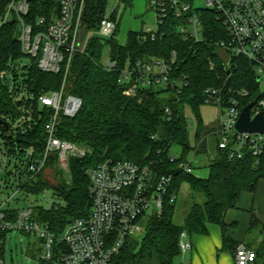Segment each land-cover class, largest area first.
<instances>
[{"label": "built area", "instance_id": "1", "mask_svg": "<svg viewBox=\"0 0 264 264\" xmlns=\"http://www.w3.org/2000/svg\"><path fill=\"white\" fill-rule=\"evenodd\" d=\"M204 7L214 9L223 34L212 38L224 68L231 65L232 57H242L253 65L256 79L264 72V0H205ZM118 3V2H117ZM33 0H0V29L11 21L17 25V40L21 56L8 62L1 78L19 112L13 117L1 118L8 124L6 134L0 124V245L8 231L33 235L39 241L40 260L51 261L56 252V236L47 223L34 217L35 200L25 188L54 158L62 163L71 157H83L84 148L58 135L61 117H74L81 108L80 97L66 92V76L76 54L86 53L92 37L102 40L113 35L115 22L110 10L96 28H87L83 20L86 0H54L52 4L38 1L41 14L32 17ZM155 16V27L146 28L143 38H156L163 21L173 16L180 20L177 28L184 39L205 41L202 19L197 7L189 0H148ZM107 9V8H106ZM159 31V32H158ZM162 33V32H161ZM98 61L106 71L118 70V62L109 53ZM179 54L173 50L167 57L150 60L126 61L120 70L121 83L128 85L123 94L135 93V83L157 85L180 93L187 86L185 74L173 76ZM34 65L42 72L60 73L58 88L35 93L27 88L26 74ZM175 66V67H174ZM210 66L213 62L210 61ZM229 74V71H228ZM221 84L202 90L204 103L220 108L215 134L220 145L228 147L229 158H241L248 150L258 157L264 147V133L239 132L235 128L239 114V97L247 95L242 88L232 91ZM226 91V92H225ZM234 92L237 96H230ZM36 102L37 107L33 106ZM165 112L170 113L166 107ZM264 114V99L253 102L250 117ZM190 125V121H188ZM40 125L43 136L30 143H19L17 138ZM2 127V128H1ZM38 147V148H36ZM194 154H196L194 152ZM172 154L171 160L175 159ZM184 172H192V162L181 163ZM91 209L87 215L71 220L59 234V254L63 264H109L127 236L139 230L136 220L146 213L161 212L163 202L171 193L172 176L154 175L149 165H139L126 159L106 158L86 171ZM179 260L191 247L189 236L182 231L178 240ZM257 254L245 242L235 247L232 264H254ZM0 264H3L0 256Z\"/></svg>", "mask_w": 264, "mask_h": 264}, {"label": "trees", "instance_id": "2", "mask_svg": "<svg viewBox=\"0 0 264 264\" xmlns=\"http://www.w3.org/2000/svg\"><path fill=\"white\" fill-rule=\"evenodd\" d=\"M38 1L33 0L32 17L41 14L37 8ZM41 1L48 4L54 2ZM119 1L128 3L130 0ZM189 1L194 3V0ZM107 3L108 0H86L83 20L87 28L98 26ZM196 11L202 19L206 36L205 41L196 43L183 38L177 28L180 20L173 16L163 21L156 38H143V30H129L125 41L120 43L115 38L119 21L116 12H113L110 16L116 25L113 35L104 40L92 37L86 53L76 54L70 66L65 90L80 97L82 105L74 117H61L58 135L87 147L88 151L85 157L69 159L72 180L69 184L62 181L56 188H51L56 199L49 207L34 205V217L47 223L57 238L71 220L87 215L92 202L88 192L89 177L84 169L95 167L106 158L149 165L156 176L171 175V193L176 195L173 201H170V195L166 197L159 214L150 212L136 220L139 230L126 237L109 264H138L153 256L158 259V264H174L180 253L178 240L182 231L191 238L194 234H206L207 224L214 223L225 233L224 217L227 210L236 206L242 191L253 192L258 181L264 178V147L258 157L245 150L241 158H229L228 147L221 146L218 137L213 151L207 156L209 173L206 177L195 176L180 168L181 163L189 162L186 157L190 151L207 152L206 138L212 129L203 125L199 113V105L204 104L202 90L205 87L221 84L229 76L225 90L244 88L248 92L243 97H238L234 92L229 94L237 96L241 107L250 101L256 103L264 99L251 62L237 56L231 58L228 68L222 66V60L211 41L223 34L215 10L197 7ZM16 29L15 21L0 29V72L10 60L21 54ZM106 45L109 46L110 56L117 60L119 69L125 66L126 61L167 57L175 50L179 54V61L174 66L173 76L185 74L187 86L180 93H175L169 88L154 84L144 86L136 82L133 95L123 94V90L134 83H121L119 69L110 72L99 66L98 61ZM210 61L213 62L212 67ZM26 76L27 88L35 93L58 88L62 79V74L42 72L34 65L29 68ZM33 106L37 107L36 102H33ZM186 106L191 107L197 120L193 145L190 143ZM166 107L170 108V113L165 112ZM18 112L17 100L10 95L0 77V118L13 117ZM42 132L38 125L19 136L17 142L30 143L42 138ZM174 146H178L180 152L171 160ZM54 160L51 158L48 163ZM41 174L25 188L33 195L50 188L45 181L40 180ZM184 183L188 184L193 198L196 194L204 198L202 201L193 200L183 220L177 223L174 221V213ZM255 224L257 220L252 217L250 228ZM229 242L224 234L223 247L226 248ZM4 244L0 245V256ZM246 244L254 248L257 254L254 264H264V236L254 246L249 241Z\"/></svg>", "mask_w": 264, "mask_h": 264}, {"label": "rangeland", "instance_id": "3", "mask_svg": "<svg viewBox=\"0 0 264 264\" xmlns=\"http://www.w3.org/2000/svg\"><path fill=\"white\" fill-rule=\"evenodd\" d=\"M205 4H206L205 0H194V6L196 7H204ZM106 8L107 9L105 10L104 15L108 13V11L113 9L115 10L114 13L116 12V19L119 21V25L115 34V38L120 43H123L125 41L127 31L129 30L140 31V30H145L148 27L150 28L155 27L154 12L149 7L148 0H130L128 3L119 0H108ZM106 55H107V51L106 48L104 47L101 57L102 56L106 57ZM20 56H18L17 58H19ZM0 77H1V72H0ZM259 90L262 93H264V72H262L260 75ZM219 111L220 108L217 105L209 104V103L200 104L199 113L203 125L208 126V128H210L213 123H217L220 118ZM185 114L188 116L190 121L189 135H190V143L191 145H193L195 141V133L197 129V120L191 107L188 106L185 107ZM210 139L214 140L213 137H211ZM77 145L84 148L85 154L83 155V157H85L88 148L81 146L79 144ZM179 152L180 149L178 146H174L172 148V154H174L175 156H178ZM208 154L210 153L198 152L194 154L193 151H190L187 154L186 159L189 162H192V173L195 176L206 177L208 175L209 173V169L207 167ZM71 158L79 159L81 157H71ZM69 159L63 161L62 163H58L57 160H54L53 162H49V163L47 162L48 164L46 163L47 166L45 167V169H43L40 180L45 181L46 185L50 188L45 189L42 193L32 195L30 197L31 200H35L36 202L35 205H42L43 207H49L51 202L56 199V197H54L51 188H56L62 181H65L68 184L70 183V181L72 180V171L70 169ZM86 171L87 168L84 169L85 174ZM192 195L193 194L191 193L188 184L186 183L182 184L180 192L178 194L175 213H174L175 222L180 223L183 220L193 200L202 201L204 198L202 195H197V194L193 198ZM146 215L147 213L143 215V218ZM257 230L258 229L255 228L248 234L249 235L248 241H250V243H252L253 246L256 243L254 242V240L256 241L259 240V234ZM59 242H60L59 237H57L56 245H55L56 247L55 257L51 261H48L49 263L47 264H63L60 261V257H59L60 256ZM1 257L3 260V264H42L41 263L42 261L40 260L39 241L33 235H27L23 232H20L19 230H11L6 233L5 244L3 246ZM178 258L177 260H179Z\"/></svg>", "mask_w": 264, "mask_h": 264}, {"label": "crops", "instance_id": "4", "mask_svg": "<svg viewBox=\"0 0 264 264\" xmlns=\"http://www.w3.org/2000/svg\"><path fill=\"white\" fill-rule=\"evenodd\" d=\"M216 126L217 123L211 125L210 135L212 136L208 135L206 138V141L208 139L207 153L210 154L216 142L217 136L214 133ZM211 137L214 140L210 139ZM252 217L256 218L257 224L250 228ZM224 222L226 224L225 233L218 224L208 223L206 234H194L191 238L189 237L191 247L183 256V264H232L236 245L239 242L247 243L248 234L252 230L258 229L259 240L257 241L263 238L264 178L258 181L253 192L244 190L240 193L236 206L227 210ZM224 234L230 240L226 248L223 247ZM138 264H158V259L153 256L151 259L141 260Z\"/></svg>", "mask_w": 264, "mask_h": 264}, {"label": "water", "instance_id": "5", "mask_svg": "<svg viewBox=\"0 0 264 264\" xmlns=\"http://www.w3.org/2000/svg\"><path fill=\"white\" fill-rule=\"evenodd\" d=\"M258 79V77H257ZM253 105V101L247 103L239 114L238 120L235 124V128L239 132H258L264 133V114L262 112L257 113L254 117H250V108ZM0 124L4 125L6 134L8 133V124L0 118Z\"/></svg>", "mask_w": 264, "mask_h": 264}]
</instances>
